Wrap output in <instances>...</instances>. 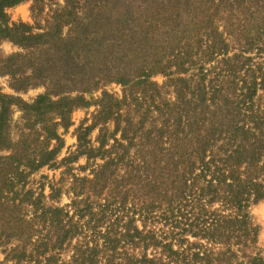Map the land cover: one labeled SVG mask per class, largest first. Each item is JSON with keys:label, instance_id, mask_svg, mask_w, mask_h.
Segmentation results:
<instances>
[{"label": "trees", "instance_id": "obj_1", "mask_svg": "<svg viewBox=\"0 0 264 264\" xmlns=\"http://www.w3.org/2000/svg\"><path fill=\"white\" fill-rule=\"evenodd\" d=\"M4 76L44 91L0 90V264H264V0H0ZM90 106L56 161L57 127ZM45 165L69 203L26 187Z\"/></svg>", "mask_w": 264, "mask_h": 264}, {"label": "rangeland", "instance_id": "obj_2", "mask_svg": "<svg viewBox=\"0 0 264 264\" xmlns=\"http://www.w3.org/2000/svg\"><path fill=\"white\" fill-rule=\"evenodd\" d=\"M29 5L30 2H23L18 4L17 6L10 9V14L13 19H22L26 22H32V17L30 16L29 12ZM1 49L4 54H8L15 50V47L12 46L9 42H3L1 44ZM158 81H161L162 78L157 77ZM0 90L3 93L16 95L18 94L23 100L27 102H31L38 94H41L44 91V88L42 86H37L34 88H29L25 92L21 93H15L11 88L8 86V78L6 76L0 77ZM109 92H115L118 96L121 94V87L120 85H116L114 83L108 84L105 87ZM93 97H98L100 95V91H97L93 94ZM95 109L94 106H90L89 108H74L71 111L70 114V120L71 124L65 129L62 126H58L56 131L58 135L63 139L64 145L61 149V151L56 156V161H60L63 156L67 154L68 151H73L76 144V136H75V128L80 124V122L87 117L89 123L90 120V114ZM21 111L19 109H15L13 112V119L16 120L17 123L21 124ZM54 120L60 121L59 117H55ZM95 135V132L93 133V136ZM17 134L14 133L13 139L16 140ZM55 143L54 140L51 141V145ZM8 151H0V154H8ZM85 158L81 157L77 163H74L73 166L77 165H84ZM64 170V167H58L56 169H50L47 165L42 166L38 170L34 171L28 176V182L29 184L26 185L27 188L33 187V189H36V187L39 186L41 182H43L44 185V194L47 196L50 192L49 190V183H58L62 189L60 193V197L58 199L59 202L53 201V204H58L60 206L67 204L71 201L73 198L72 191L68 189V187L71 185L72 177L70 175H62V171ZM74 173H78L79 176L84 175V172L73 170ZM41 176H45L46 179H43ZM63 178V182L60 183V179ZM38 193V190H36L35 194ZM46 201H50L48 198L45 199ZM51 203V202H49ZM249 214L252 217V220L260 227L259 231V245L262 250V255L264 258V200L252 204L249 209ZM71 254L70 249H67L65 252L62 253V258L64 260L69 259V256ZM4 254L0 251V262L3 261Z\"/></svg>", "mask_w": 264, "mask_h": 264}]
</instances>
